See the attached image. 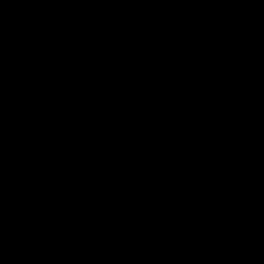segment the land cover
Returning <instances> with one entry per match:
<instances>
[{
	"label": "trees",
	"instance_id": "16d2710c",
	"mask_svg": "<svg viewBox=\"0 0 264 264\" xmlns=\"http://www.w3.org/2000/svg\"><path fill=\"white\" fill-rule=\"evenodd\" d=\"M261 188L264 0H0V264H244Z\"/></svg>",
	"mask_w": 264,
	"mask_h": 264
},
{
	"label": "rangeland",
	"instance_id": "374dc122",
	"mask_svg": "<svg viewBox=\"0 0 264 264\" xmlns=\"http://www.w3.org/2000/svg\"><path fill=\"white\" fill-rule=\"evenodd\" d=\"M119 22H114L111 23L109 26H115L119 24ZM51 28L47 25L41 28L40 30V36L43 37L46 34L50 32ZM47 62L45 58H41L37 63L30 65L24 69V73L27 78L31 77L32 75L38 73L39 70L46 68ZM47 69V68H46ZM21 89V86L18 85L16 90L14 92H18ZM199 127V122L197 117H194L191 122L188 124V126L185 127V129L182 131L181 136H192L195 133H197ZM171 141L169 138L166 136V134H163L157 138H151L143 143V151L145 153H151V152H158V153H169L170 152V146H171ZM34 194H28L27 196L25 195L26 201H31L32 197ZM22 197H18L19 204H22L23 201L21 199ZM36 234L39 236L41 235L42 231L40 230L41 226L37 224L36 227Z\"/></svg>",
	"mask_w": 264,
	"mask_h": 264
},
{
	"label": "snow or ice",
	"instance_id": "6c2138e0",
	"mask_svg": "<svg viewBox=\"0 0 264 264\" xmlns=\"http://www.w3.org/2000/svg\"><path fill=\"white\" fill-rule=\"evenodd\" d=\"M259 199H256V211L257 215L255 216L254 223H251L252 234L248 237V247L243 249L245 252V260L244 264H253V262L248 259V255L260 245L261 251L264 252V188H261L259 192ZM243 242V238L241 239ZM237 264H239V260H237ZM261 264H264V261H261Z\"/></svg>",
	"mask_w": 264,
	"mask_h": 264
},
{
	"label": "flooded vegetation",
	"instance_id": "af4514ba",
	"mask_svg": "<svg viewBox=\"0 0 264 264\" xmlns=\"http://www.w3.org/2000/svg\"><path fill=\"white\" fill-rule=\"evenodd\" d=\"M38 72H41V70H39ZM25 77H26V75H25ZM35 77H36V75H33L32 77H31V79H35ZM25 86H26V79H25V84H24ZM24 201H26V199H23ZM23 201V202H24Z\"/></svg>",
	"mask_w": 264,
	"mask_h": 264
},
{
	"label": "water",
	"instance_id": "95a60500",
	"mask_svg": "<svg viewBox=\"0 0 264 264\" xmlns=\"http://www.w3.org/2000/svg\"><path fill=\"white\" fill-rule=\"evenodd\" d=\"M258 93H260V91Z\"/></svg>",
	"mask_w": 264,
	"mask_h": 264
}]
</instances>
